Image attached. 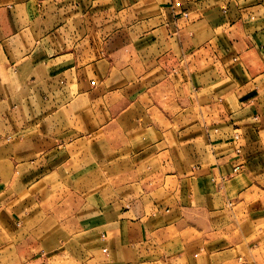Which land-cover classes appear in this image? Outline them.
<instances>
[{
  "label": "crops",
  "instance_id": "crops-1",
  "mask_svg": "<svg viewBox=\"0 0 264 264\" xmlns=\"http://www.w3.org/2000/svg\"><path fill=\"white\" fill-rule=\"evenodd\" d=\"M264 0H0V264H264Z\"/></svg>",
  "mask_w": 264,
  "mask_h": 264
},
{
  "label": "rangeland",
  "instance_id": "rangeland-1",
  "mask_svg": "<svg viewBox=\"0 0 264 264\" xmlns=\"http://www.w3.org/2000/svg\"><path fill=\"white\" fill-rule=\"evenodd\" d=\"M258 254H259V258L263 259L264 261V241L256 244V246L252 248V255L254 257H258Z\"/></svg>",
  "mask_w": 264,
  "mask_h": 264
}]
</instances>
